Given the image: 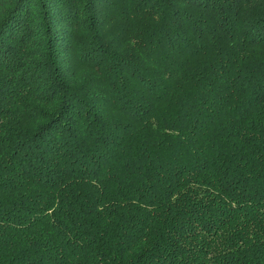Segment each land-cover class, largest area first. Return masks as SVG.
<instances>
[{"label": "trees", "instance_id": "16d2710c", "mask_svg": "<svg viewBox=\"0 0 264 264\" xmlns=\"http://www.w3.org/2000/svg\"><path fill=\"white\" fill-rule=\"evenodd\" d=\"M0 264H264V0H0Z\"/></svg>", "mask_w": 264, "mask_h": 264}]
</instances>
